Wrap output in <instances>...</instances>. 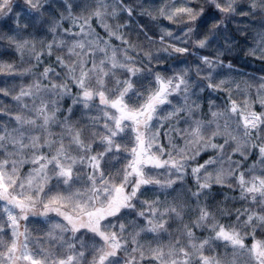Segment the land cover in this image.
<instances>
[{"label": "clouds", "instance_id": "1", "mask_svg": "<svg viewBox=\"0 0 264 264\" xmlns=\"http://www.w3.org/2000/svg\"><path fill=\"white\" fill-rule=\"evenodd\" d=\"M0 264H264V0H0Z\"/></svg>", "mask_w": 264, "mask_h": 264}]
</instances>
